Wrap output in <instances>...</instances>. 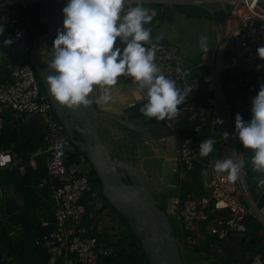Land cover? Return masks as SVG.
<instances>
[{
	"label": "built area",
	"instance_id": "2783aa9c",
	"mask_svg": "<svg viewBox=\"0 0 264 264\" xmlns=\"http://www.w3.org/2000/svg\"><path fill=\"white\" fill-rule=\"evenodd\" d=\"M186 1V5L204 7L214 19L213 47L208 59L185 64L178 45H163L162 42L152 41L156 46L155 63L163 74L175 80L182 90L187 86L193 88L185 102L179 106V116L162 121L176 135V123L182 118L186 117L188 122L194 123V134L183 137L178 142L177 163L181 170L191 171L195 164H199L202 171H207L206 176L202 175L205 194L187 195L183 201H177L176 215L180 222L178 246L181 254L185 250L206 247L209 252L223 257V242L233 234L245 233V221L248 218L264 220V203L258 208L252 200L245 169L235 184L227 182L223 178L226 173L214 172L215 157L212 154L208 157L200 156L199 145L204 140V124H211L210 130L213 133L216 127L213 120L222 119L224 124L218 126L219 131L228 132L229 139H217L224 143L218 159L233 156V152L244 155L236 142L230 99L253 85H261L264 78L260 76L254 79L250 75H244L223 87L221 74L243 67L263 75L257 49L264 47V0ZM206 3L218 4V12L208 9ZM226 5L230 11L226 9ZM37 6L35 0H0V23L5 27L3 40L11 39V45H19L18 54L22 56V62L18 65L0 59V131L4 128L3 115L7 110L16 119L26 120L40 116L45 121L46 147L43 153L46 156V177L39 182L38 189L50 184L53 227L35 241L37 246L47 251L44 264H58L59 259L61 264H98L101 259L109 256L110 250L103 241L91 236L85 225V218H91L94 212L103 208L99 193L92 191L94 177L90 174L91 167L87 161L68 167L66 158L71 146L63 133L62 125L52 114L47 95L40 91L39 81L28 62L31 46L28 45L27 38L36 19ZM177 67L189 74L198 68H206L203 88L199 78L192 75L182 78ZM201 93L203 96L199 97ZM196 99L201 100V103L196 104ZM236 102L242 107L240 100ZM244 157L245 155L242 158ZM13 165L11 152L0 150V171ZM1 197L0 187V199ZM168 209L173 211L172 207ZM41 223L42 226L46 225L43 221ZM263 258L256 255L251 264H262ZM184 263L186 264V259Z\"/></svg>",
	"mask_w": 264,
	"mask_h": 264
},
{
	"label": "clouds",
	"instance_id": "9594fccd",
	"mask_svg": "<svg viewBox=\"0 0 264 264\" xmlns=\"http://www.w3.org/2000/svg\"><path fill=\"white\" fill-rule=\"evenodd\" d=\"M128 0H67L63 8V30H57L53 42L49 74L46 84L50 94L60 105L69 109H88L96 86L104 87L101 97L104 103L111 100L110 89L118 78L127 76L139 90H146L147 102L140 109L149 119L163 121L179 116V106L193 90L181 89L175 80L167 78L155 63L156 46L152 43L151 29L146 28L153 15L143 6L145 0H135V6L125 10ZM123 13V14H122ZM5 27L0 23V36ZM117 41L124 45L117 46ZM10 46L11 39L4 40ZM145 45H152L146 47ZM199 47L208 52V37L201 35ZM258 58L264 62V47L257 49ZM259 70V66H258ZM182 78L190 74L177 67ZM214 125L224 124L222 119L213 120ZM235 133L245 149L250 150L252 171L264 174V84L252 100L251 120L246 122L240 114L235 116ZM216 133H214V136ZM222 140L229 139L228 132L220 133ZM190 143V141H186ZM215 138L204 139L199 145L201 157L214 152ZM217 159L213 164L215 173H226L227 182L235 184L245 166L244 155ZM203 176L207 171H202ZM264 185V178L259 179Z\"/></svg>",
	"mask_w": 264,
	"mask_h": 264
},
{
	"label": "trees",
	"instance_id": "16d2710c",
	"mask_svg": "<svg viewBox=\"0 0 264 264\" xmlns=\"http://www.w3.org/2000/svg\"><path fill=\"white\" fill-rule=\"evenodd\" d=\"M174 7H176L181 14L186 15V17H188V13H195L200 10L194 9L195 7L193 6L186 7L175 5ZM38 14L39 8L37 6L35 11L36 19L33 23L34 25L28 32L27 42L30 46L32 44V39L36 35H42L47 30V27L39 22ZM194 62L195 61H191V63ZM262 63L264 65V62L260 60L261 65ZM33 70L39 81L40 91L46 94L36 70L34 68ZM206 73V68L201 67L190 73V75L199 78L201 81L200 86L203 88V77ZM244 75H250L254 79L261 76L260 73L248 71L243 67H239L232 71L223 72L221 74V84L224 87L227 83ZM202 96L203 94L201 93L199 97ZM200 103L201 100L196 99V104ZM230 103L233 105L231 114L234 115V117H232L235 120V116L239 114L238 112L243 108L237 104L236 99H230ZM144 104V102L138 103L128 108L126 113H129L131 117L146 119L147 117H145L140 111ZM51 111L56 117L52 108ZM10 113L11 112L7 110L3 115L4 128L0 131V150H11L12 143L17 140V127L22 122V120L16 119L12 115L10 116ZM244 120L246 122L248 121L246 118ZM57 121L59 122L58 118ZM150 121L155 122L158 120L153 118L150 119ZM210 126L211 124L209 123L204 124L202 138H215L217 140L220 137L219 127L216 126L214 132L211 133ZM193 128L194 123L191 124L188 122L186 117L176 123L178 142L183 137L193 135ZM214 133H216L215 136ZM44 135L45 134H39L23 144H17V150L21 151V161L11 169L0 171V187L2 189L12 188L13 191L23 200V205L21 207H13L11 200L6 196L0 201V264H44L47 260V251L35 244L37 238L51 231L53 227V220L49 216L47 219L50 221L45 223V226H42L39 219L44 213H50L51 208V204L48 205V207L43 206L44 199L49 198L50 184H46L41 190L38 189L39 182L46 177L45 154L42 153L40 156L36 157L37 162L35 168L29 165L31 154H33L38 148L45 150L46 143H44ZM129 138L131 137L129 136ZM236 142L239 148L242 149L243 145L238 137H236ZM223 144L222 141H217L215 144L214 152L211 153L215 157V160L220 156ZM249 155L251 156V153H249ZM20 167L24 168L23 172H20ZM177 169L186 174V180H183L180 185L179 200L183 201L187 195L199 196L205 194V190L202 187L201 173L203 168L199 164H195L191 171L181 170L179 166H177ZM244 169L246 171V183L249 194L251 198L256 201V205L259 208L264 203V194H260L257 198H254L252 197V193L253 189L258 185L259 179L264 177V174L254 173L252 171L251 163L248 162L245 163ZM90 174L94 177L92 191L99 193L100 199L103 202V208L100 211L94 212L91 218H85V225L89 228L90 235L103 241L110 250L109 256L101 259L98 264H151L143 250L140 237L136 235L135 230L129 224L128 219L104 199L101 193L102 187L100 180L91 168ZM184 187L186 188L185 190ZM162 210L164 209L162 208ZM113 216L116 217L117 220H112ZM108 219H111L112 221H109ZM245 224L247 226V231L243 233L244 237L242 238L241 243L245 244L254 255H259L263 258L264 226L257 219L251 217L245 221ZM176 231L173 228L176 240L180 244V228ZM200 250H204L207 254H210L206 247L197 249V251ZM186 253L187 250L183 251V260L184 257H186V259L188 258ZM188 259L190 260L191 258ZM58 264H61V259L58 260Z\"/></svg>",
	"mask_w": 264,
	"mask_h": 264
},
{
	"label": "water",
	"instance_id": "95a60500",
	"mask_svg": "<svg viewBox=\"0 0 264 264\" xmlns=\"http://www.w3.org/2000/svg\"><path fill=\"white\" fill-rule=\"evenodd\" d=\"M39 7V22L47 27L42 35L32 39L28 61L38 75L51 107L63 126L70 146L83 152L101 183L104 199L119 213L123 214L134 228L143 250L151 264H185L178 242L173 233L168 215L149 191L139 163L134 159L124 160L114 155L103 140L102 126L118 124L120 130H126L142 143H156L168 138L172 133L165 124L158 120L152 122L143 118L131 117L129 113L113 115L99 112L95 108L98 91L94 89L90 98L93 100L88 109H69L60 105L49 92L46 84L48 61L51 59L53 42L57 30H63V8L67 0H35ZM167 45L166 41L162 42ZM97 87V86H96ZM98 88V87H97ZM77 132L82 140L73 138ZM245 163H250L249 150L244 147ZM13 207L15 202L11 201Z\"/></svg>",
	"mask_w": 264,
	"mask_h": 264
},
{
	"label": "crops",
	"instance_id": "0c3cea01",
	"mask_svg": "<svg viewBox=\"0 0 264 264\" xmlns=\"http://www.w3.org/2000/svg\"><path fill=\"white\" fill-rule=\"evenodd\" d=\"M202 1H204V0H202ZM208 1H210V0H208ZM163 3L169 4V7L171 8V10H173V8H174L173 6L176 5L175 2H173V0H145V2H144V4H147V6H150L152 4H157V6H158L157 11H160V12L164 11L163 7L161 6V4H163ZM180 4H184V3H180ZM134 6H135V0H128V2L125 5V10H127L128 8L134 7ZM193 7H195L194 9H197V10L198 9L206 10L204 7H201V6H193ZM147 9H148V7H147ZM157 11L155 13L153 11L152 15L154 17L157 16V18L159 19L158 23H156V26L159 27L163 17H160L158 15ZM197 12L188 13L187 14L188 17H186V15H182L180 12L178 13L186 21V24H184L183 29L179 35V40H176V39L174 40V41H176V43L177 42L178 43L177 44L174 43V44L178 45L180 47V52H181L182 58L184 57L185 60H187L188 62H191V61L204 62L206 60V56L201 55L202 54L201 48H200V52H199L198 48L194 47V43H199V38L201 35L207 36L208 39L211 41L210 48L212 47V43H213L215 23L212 21H211V23H208L206 21V19H204V18L201 19L200 16H196L198 14ZM195 18H199V19H195ZM196 21H198L201 24V27L199 29H197V27H199L200 24H198L196 27V25H195ZM189 22L191 25L189 24ZM145 27L147 28V25H145ZM176 37L177 36L173 34V30L172 31L169 30V32L167 34H166V32H164V34L161 35L160 40H152V41H158V42L166 41L167 44H173V38H176ZM192 39H195V42H193ZM117 46H119L121 48L124 47V45L120 44L119 41H117ZM262 66H263V75H262V73L260 75L263 76V78H264V65H263V63H262ZM124 81H126L127 84H125ZM135 84L136 83L133 82L132 79L127 77V76H123V77L118 78L117 85L112 86L110 89V94H111L112 98L107 103H104L103 100L101 99V97L104 94V87L103 86H97L98 87V96H97V100L95 102V108L97 109V111H99L101 113L105 112V113H110L113 115H119L120 116V115L125 114L128 108H130V107H132L138 103H142V102L146 103L147 102L146 90H144V91L139 90L138 87L133 86ZM262 84H264V80H263ZM259 88H260V85H253L251 88H249L243 92L237 93L234 96V99H236V101L240 100L242 102L243 110H249L250 111V115H251L252 100L258 94ZM243 97L246 98L245 101L243 100ZM10 116H11V113H10ZM39 118H40V116L29 117L26 120H22V122L17 127V140L14 143H12V148H10L11 150H8L12 154V157L14 160V165L8 169L15 167L21 161V159H20L21 151L17 150V144L18 145L23 144L26 141H28L29 139H32L39 134H44L45 121L43 120V122H42L41 120H39ZM250 120H251V118L248 119V121H250ZM113 126L115 128L109 127L108 125L102 126L103 131H104V135H105V133H107V134L113 133V134H117L116 136H119L118 138L129 137L127 132L120 130V126L118 124H115ZM113 128H114V130H113ZM120 135H121V137H120ZM112 139H115V138L113 137ZM166 141H167V138L158 141V143L160 145H162V147L164 148V151L167 150ZM44 143H45V141H44ZM70 150H71V148L68 149L67 158H66L68 167L83 164V161L82 160L79 161L80 158L74 156V154L71 153ZM43 152H44V150L38 148L33 154L30 155L29 165L31 167H33V168L36 167V162H37L36 157L40 156ZM114 152L116 153V151H114ZM249 153H250V150H249ZM116 156H118V155H116ZM249 157H251V156L249 155ZM23 171H24V168L20 167V172H23ZM260 194H264V185H260L258 183L257 187L253 189L252 197L257 198V196H259ZM4 196L8 197L11 201H14L15 207L16 206L21 207L23 205L22 198L17 193H15L12 188L2 189L1 199ZM1 199H0V201H1ZM253 201H254V203H256L255 200H253ZM50 204H51V199H50V195H49L48 199H44L43 206L48 207V205H50ZM48 216L52 219L51 214L49 212L44 213L39 219H40V221H43L44 223H48L50 221L49 219H47ZM258 221L264 226V220L263 219L262 220L260 219ZM231 236H229L223 242V247L225 250V254L223 257H219L212 252H210V254H207V252H205L204 250H200V251L192 250V251L205 255L204 261L202 262L204 264H215V263H217V264H251L252 259L256 255H254L252 253V251L246 247L245 244L241 243V241H237V242L230 241L229 239ZM208 255H210V256H208ZM225 262H227V263H225ZM261 263L264 264V258L261 261ZM186 264H200V263L197 260H195L194 258L190 259V260L187 258Z\"/></svg>",
	"mask_w": 264,
	"mask_h": 264
},
{
	"label": "rangeland",
	"instance_id": "374dc122",
	"mask_svg": "<svg viewBox=\"0 0 264 264\" xmlns=\"http://www.w3.org/2000/svg\"><path fill=\"white\" fill-rule=\"evenodd\" d=\"M208 1V0H204ZM211 1V0H210ZM176 5H182V6H189L185 5L188 3L186 0H173ZM179 3V4H178ZM185 3V4H180ZM207 5V3L205 4ZM145 8L148 7L150 14L154 11V13L158 10L157 4H152L150 6H147V4H143ZM164 11H157L158 15L160 17H163L160 23V26L157 27L156 23H158L157 16H153V22H151V25H147V28L151 29V37L152 40H160V37L164 32L166 34L173 30V34L176 35V38H173V44L176 43V40H179V35L183 29L184 24H186V21L178 14V10L176 7L171 10L169 7V4H161ZM208 9L214 10V12H218L219 5L218 4H212L207 5ZM226 9L230 11L229 6L226 5ZM198 14L196 16H200L208 23L213 22V17L210 13H208L206 10L200 9L197 12ZM184 15V14H182ZM201 18V19H202ZM199 19V18H195ZM190 24V22H189ZM200 24L198 21L195 22V25ZM191 25V24H190ZM201 27V24L197 29ZM167 29V30H166ZM163 33H162V32ZM193 42H195V39H192ZM4 40L3 35L0 36V59L2 61H6L11 63L12 65H18L22 62V56L18 54L19 51V45H10L8 47L4 46ZM178 43V42H177ZM176 43V44H177ZM211 46V41L208 39V48ZM194 47L198 48V51L200 52L199 43H194ZM213 47V43H212ZM212 47L208 50V52L202 51L201 55L206 56V60L208 59ZM204 52V53H203ZM183 62L185 64L189 63L185 58H182ZM125 84H127L126 81H124ZM134 87H138L136 84L133 85ZM243 100L245 101L246 98L243 97ZM243 119H249L251 118L250 111L249 110H241L238 112ZM234 117V115L232 114ZM39 120L43 122L44 118L40 117ZM102 127V124H101ZM117 134H107L105 133V144L107 148L112 151H116L117 155L122 157L124 160H127L128 157H133L139 163V167L144 175L145 183L155 198L159 202V204L162 206L166 214L169 216L171 220V224L175 231L180 228V222L176 215V209H177V201L180 196V185L182 181L185 179V173L180 172L179 169H177L178 163H177V157H178V139L177 135L175 133H172L166 141L167 144V150L164 151V148L162 145H160L158 142L156 143H142L136 139L132 138H118L119 136H116ZM115 139H112L113 137ZM121 137V135H120ZM75 147H73L71 152H73ZM186 188L184 187V190ZM168 207H172L173 211H169ZM109 221L117 220L116 217H112L111 219H108ZM116 223V222H114ZM177 234V231H176ZM244 237V234H233L230 237V241H241ZM186 256L191 259L197 260L200 264L204 261L205 255L200 254L194 251H187ZM210 256V255H208ZM186 259V257H184Z\"/></svg>",
	"mask_w": 264,
	"mask_h": 264
},
{
	"label": "flooded vegetation",
	"instance_id": "af4514ba",
	"mask_svg": "<svg viewBox=\"0 0 264 264\" xmlns=\"http://www.w3.org/2000/svg\"><path fill=\"white\" fill-rule=\"evenodd\" d=\"M145 120H150V119H145ZM113 125H115V124H112V123H110L108 126L109 127H114ZM63 127V126H62ZM115 128V127H114ZM114 128H113V130H114ZM123 131H125V132H127L126 130H123ZM63 133L65 134V136L67 135L66 134V132L64 131V129H63ZM127 134H129L128 132H127ZM129 136L132 138V135L131 134H129ZM67 137V136H66ZM73 138L75 139V140H77V141H81L82 140V138H81V136L77 133V132H73ZM67 139H68V137H67ZM133 139V138H132ZM103 140L105 141V136L103 135ZM68 141H69V139H68ZM69 144H70V142H69ZM73 149V147L71 148V150ZM113 153H114V155H117L114 151H112ZM67 153H68V151H67ZM71 153H73L74 154V156H76V157H78V158H80L79 159V161H87V159H86V157H85V154L83 153V152H79L76 148H74V150H73V152H71ZM134 159V161H135V158H133V157H128V159ZM127 159V160H128ZM88 162V161H87ZM89 164V163H88Z\"/></svg>",
	"mask_w": 264,
	"mask_h": 264
}]
</instances>
